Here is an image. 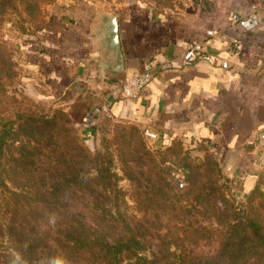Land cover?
<instances>
[{"label": "crops", "instance_id": "crops-1", "mask_svg": "<svg viewBox=\"0 0 264 264\" xmlns=\"http://www.w3.org/2000/svg\"><path fill=\"white\" fill-rule=\"evenodd\" d=\"M254 3L263 0H129L110 11L120 19L126 72L106 75L93 64L99 51L88 37L96 3L55 5L41 33L21 45L24 65L33 74L26 87L46 99L89 108L107 101L111 117L148 129L154 138L199 141L229 166H246L254 154H262L256 143L264 129V9L254 31L235 25L233 16L248 15ZM195 40L205 41L217 58L182 67V53ZM157 54L180 67L156 73L138 97H125L126 74ZM221 59L231 68H223Z\"/></svg>", "mask_w": 264, "mask_h": 264}, {"label": "rangeland", "instance_id": "rangeland-1", "mask_svg": "<svg viewBox=\"0 0 264 264\" xmlns=\"http://www.w3.org/2000/svg\"><path fill=\"white\" fill-rule=\"evenodd\" d=\"M78 1H92L98 11H111L129 0H0V129L13 122L15 132L3 158L7 175L23 179L16 161L23 146L29 160L43 164L54 159L52 153L63 151L68 153L66 162H79L78 148L87 146L114 160L111 175L118 184L106 193L111 198L108 207H114L119 193L122 207L144 218L147 236L152 235L165 254L170 247L194 261L216 258L231 223L238 222L233 220L235 212L248 208L250 196L256 217L264 223V154L253 156L246 166H229L218 151L199 141L165 143L135 123L110 116L100 118L88 135L82 123L71 121L72 104L46 99L26 87L33 74L24 65L23 41L41 33L55 5ZM34 77L38 87L40 76ZM49 119L51 126L46 125ZM14 167L19 170L8 172ZM176 171L183 176V188L172 174ZM233 264H264V254L253 248Z\"/></svg>", "mask_w": 264, "mask_h": 264}, {"label": "trees", "instance_id": "trees-1", "mask_svg": "<svg viewBox=\"0 0 264 264\" xmlns=\"http://www.w3.org/2000/svg\"><path fill=\"white\" fill-rule=\"evenodd\" d=\"M88 109L83 102L72 104L71 121L81 123ZM12 124L0 129V264H233L253 248L264 254V223L256 217L252 196L242 214L235 212L238 222L231 223L216 258L201 262L171 252L169 246L165 254L147 236L144 218L122 207L119 193L114 207H108L106 193L118 184L111 175L114 160L87 146L78 148L79 162H66L63 151L52 153L48 164L29 160L23 146L16 160L23 179L8 176L3 158L15 135ZM14 168L8 172L19 170Z\"/></svg>", "mask_w": 264, "mask_h": 264}, {"label": "built area", "instance_id": "built-area-1", "mask_svg": "<svg viewBox=\"0 0 264 264\" xmlns=\"http://www.w3.org/2000/svg\"><path fill=\"white\" fill-rule=\"evenodd\" d=\"M262 9H264V0L262 4H252L251 11L248 15H234L233 22L246 32L254 31L261 25L260 12ZM210 35H213V33L210 32ZM215 58H217V55L209 49L205 41L195 40L189 43L184 49L182 53L181 66L189 67L199 62H211ZM220 64L225 69L231 68V63L227 59H221ZM179 67L180 66H178L172 58L167 57L165 54H157L145 62L141 69L134 70L126 74L125 79L122 82L123 95L131 99L136 98L139 96L141 90L152 81L156 73ZM110 114V104L105 101L100 105L88 109L81 123L85 128L91 129L99 122L100 118L105 116L111 117ZM145 131L148 136L152 138L155 137V135L148 129ZM172 174L178 182V186L183 188L185 185L183 176L177 171Z\"/></svg>", "mask_w": 264, "mask_h": 264}, {"label": "water", "instance_id": "water-1", "mask_svg": "<svg viewBox=\"0 0 264 264\" xmlns=\"http://www.w3.org/2000/svg\"><path fill=\"white\" fill-rule=\"evenodd\" d=\"M88 37L92 39V48L99 51L93 64L100 68L102 75L109 72H126V56L122 47L120 19L117 14L108 10L95 12L90 22ZM256 147L257 153L264 154V129L258 133Z\"/></svg>", "mask_w": 264, "mask_h": 264}, {"label": "clouds", "instance_id": "clouds-1", "mask_svg": "<svg viewBox=\"0 0 264 264\" xmlns=\"http://www.w3.org/2000/svg\"><path fill=\"white\" fill-rule=\"evenodd\" d=\"M54 264H63V262L61 260H56Z\"/></svg>", "mask_w": 264, "mask_h": 264}]
</instances>
